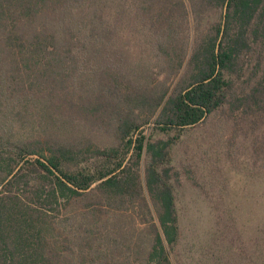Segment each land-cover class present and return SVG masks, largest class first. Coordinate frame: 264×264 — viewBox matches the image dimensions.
<instances>
[{
    "label": "trees",
    "instance_id": "obj_1",
    "mask_svg": "<svg viewBox=\"0 0 264 264\" xmlns=\"http://www.w3.org/2000/svg\"><path fill=\"white\" fill-rule=\"evenodd\" d=\"M120 2L157 84L116 57ZM38 105L54 128H17ZM220 112L264 166V0H0V264H174L173 148Z\"/></svg>",
    "mask_w": 264,
    "mask_h": 264
},
{
    "label": "rangeland",
    "instance_id": "obj_2",
    "mask_svg": "<svg viewBox=\"0 0 264 264\" xmlns=\"http://www.w3.org/2000/svg\"><path fill=\"white\" fill-rule=\"evenodd\" d=\"M123 7L120 2L113 8L120 40L116 57L134 78L157 84L164 75L151 39L130 6ZM38 107L30 110V117V112L17 109V128H54ZM255 136L236 130L220 112L189 128L174 146L181 228L180 241L171 253L174 264H262L264 166L253 150Z\"/></svg>",
    "mask_w": 264,
    "mask_h": 264
}]
</instances>
